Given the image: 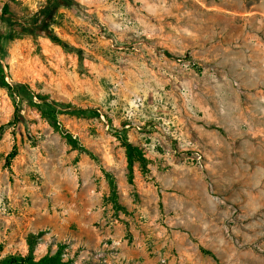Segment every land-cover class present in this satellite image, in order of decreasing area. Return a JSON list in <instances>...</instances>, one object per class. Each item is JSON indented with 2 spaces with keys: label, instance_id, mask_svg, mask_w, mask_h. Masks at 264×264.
Wrapping results in <instances>:
<instances>
[{
  "label": "rangeland",
  "instance_id": "obj_1",
  "mask_svg": "<svg viewBox=\"0 0 264 264\" xmlns=\"http://www.w3.org/2000/svg\"><path fill=\"white\" fill-rule=\"evenodd\" d=\"M55 5L0 0L15 21L0 61L82 108L60 126L96 158L21 103L0 136L1 257L42 230L37 258L64 244L77 264H264V0H69L32 25ZM14 111L0 85V125ZM124 140L147 159L132 181Z\"/></svg>",
  "mask_w": 264,
  "mask_h": 264
},
{
  "label": "trees",
  "instance_id": "obj_2",
  "mask_svg": "<svg viewBox=\"0 0 264 264\" xmlns=\"http://www.w3.org/2000/svg\"><path fill=\"white\" fill-rule=\"evenodd\" d=\"M69 0H57V5H66ZM48 9L42 19L41 22L39 21L38 17H31L33 19V26H36L40 29H49L50 22H52L56 7ZM7 13L4 11L0 14L1 21H0V37L5 34V22L8 21L11 25L15 24V21H12L6 15ZM48 36L50 39L56 43L62 44L63 40L51 30H48ZM1 54V51H0ZM0 85L8 90L9 95L11 96L15 111H14V118L4 124L0 125V136L5 129L6 126L10 124H16L19 121L20 113V105L23 101H28L30 104L36 106L38 110L41 112L42 116L46 118L52 126L56 130H59L63 136L65 137L66 142L72 147V149H77L79 151H85L89 154L92 158H96V155L89 150L85 145H83L79 139L74 137L73 134L69 133L65 129L60 126L59 122V115L64 113H71V114H82V108L73 105L72 103H67L64 101H57L55 99H51L49 95H44L42 93H35L32 90L31 86L26 82L21 81H14L8 82L6 80L4 74V66L3 63L0 61ZM35 94L38 100H34L32 95ZM123 145L126 150V157H127V168H128V175L130 181H132L133 174H134V166L136 162L140 163V167L143 171H147L146 167V157L144 156L143 150L127 141H123ZM18 155V148L14 146L13 149L7 155V166H10L11 161ZM108 178L112 193V200L114 202L115 207H120L118 202V194L116 191V182L114 177L111 173L105 171ZM43 231L40 230L38 232H29L27 235V244H28V252L26 254H9L7 256L1 257L0 255V264H77L75 260L71 257L65 258V245L59 244L57 250L54 253L47 252L45 255L37 258L35 254L36 247L41 240L43 235ZM2 250V246H0V251Z\"/></svg>",
  "mask_w": 264,
  "mask_h": 264
},
{
  "label": "bare ground",
  "instance_id": "obj_3",
  "mask_svg": "<svg viewBox=\"0 0 264 264\" xmlns=\"http://www.w3.org/2000/svg\"><path fill=\"white\" fill-rule=\"evenodd\" d=\"M241 5V4H240Z\"/></svg>",
  "mask_w": 264,
  "mask_h": 264
}]
</instances>
